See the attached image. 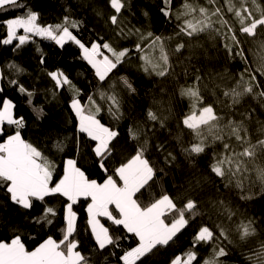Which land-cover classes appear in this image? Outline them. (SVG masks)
I'll return each instance as SVG.
<instances>
[{"label":"snow or ice","instance_id":"snow-or-ice-1","mask_svg":"<svg viewBox=\"0 0 264 264\" xmlns=\"http://www.w3.org/2000/svg\"><path fill=\"white\" fill-rule=\"evenodd\" d=\"M109 2L115 12L109 20L117 27L118 35L126 38L133 34L132 29L125 30L126 26H122L119 19L122 10L127 7L126 0ZM171 3L172 0H162L163 7L160 10L166 17L171 15ZM206 3L210 7L194 5L185 0L183 11L176 15L178 21L183 19L182 24L177 25L179 31L176 36L187 37V43L182 40L173 52L181 53L186 47L191 50V54L185 58L189 64L184 68L183 75L187 76L188 67L192 66L194 49L201 47L199 43L193 44L192 41L201 34H207L212 40L219 38L227 56L233 60L239 58L245 67L234 86L216 85L221 88L224 99L217 97L215 91H212L211 95L215 99L211 103L206 101L205 96L209 91L206 77L210 74H202L200 68H196L190 84L179 85V95L189 101V110L181 116L178 127L188 130L192 139L187 146L182 133L175 139L181 154L192 165H195L196 158L211 152L208 165L210 173L219 178L223 189L235 187L240 190L241 200H249L252 195L248 194L244 183L247 174L254 170L258 178L264 180V166L255 163L257 160H264V120L259 118L255 108L243 111L236 109L248 96L264 109V84L257 78V74L264 77V39L258 38L264 36V6L258 0H238V4L235 0H224V5L218 4V0H206ZM23 8L27 6L20 3V0H0V12ZM226 13L232 15L235 23L226 18ZM4 23L7 32L6 38L2 40L3 45H12L14 41H18L15 47L19 48L33 37L54 41L61 47L69 41L78 45L82 58L94 69L101 87L132 51L129 48L118 50L103 38L86 46L70 30L78 28L79 22L65 17L62 24L42 26L38 23V13L31 8ZM20 30L23 34L18 35ZM135 33L140 35L141 40L146 38L139 29ZM147 37L152 38L148 47L154 51L158 48L160 55L158 58L141 56L144 61L143 71L148 75L176 79L180 74L175 72L165 48V40L171 37H153L151 32ZM249 41H252L254 47L246 49L245 45ZM135 51H144L140 43L135 45ZM249 53L254 57L253 61L249 60ZM43 62L42 59L41 63ZM252 63L257 65L255 69L251 68ZM8 67L17 73L23 72L18 65L10 64ZM48 75L55 82L56 88L68 86L75 93L70 101V108L78 120V131L88 138L94 162L106 173V178L102 183L89 179L78 166L77 160L70 158L64 162L62 175L56 179L55 161L46 156L40 147L22 137L21 129L25 121L23 117L14 116L13 102L7 98L0 101V190L14 205L24 210L33 209L35 202L43 203L46 197L59 195L67 200L63 217L65 226L61 229L62 236L59 240L48 236L33 250L26 248L20 235H14L10 241L0 240V264H93L91 258L80 251V241L74 237L77 232V213L73 206L81 198L90 201L86 211L91 237L95 242L92 251L101 255L109 251L110 255L115 256L116 250L121 249V241L134 237L135 246L122 249L118 260L120 264H143L144 258L154 255L161 248L170 247L193 220L205 215L200 209L199 199L192 196H188L182 206H178L176 198L167 193L152 198L148 203L141 200L143 192L155 183L158 172H164V168L158 169L149 157L152 147L150 141L156 135L157 124L160 129L167 127L166 122L170 116L163 113H172L171 96L165 88H160L159 98L154 96L151 101L157 107L154 109L149 106L146 112V119L152 122V127L130 126L128 137L135 143L133 154L121 159L110 169L109 162L117 155L120 132L102 122L100 114L105 110L103 105L97 102L94 95L88 96L87 104L82 103L77 98L80 90L75 88L64 72L51 71ZM216 75L221 80L224 79L223 74ZM2 78L3 74L0 72V79ZM211 78L215 80V76ZM119 82L128 94L136 93V88L127 77L121 76ZM9 83L16 85L29 98L33 95L17 80ZM98 93L100 99L107 104L106 110L112 119L121 120L122 98L116 90V82L109 84L106 90L98 89ZM217 106H221V111L217 110ZM223 109H228V112L224 113ZM36 111L42 113V109ZM5 125L15 126V130L9 134ZM253 125L256 126L254 131ZM217 146H220V150H217ZM54 147L58 151L63 150L62 143H57ZM155 149L163 156L166 166H174L177 157L167 150L165 143L155 144ZM249 164H253L254 169H250ZM195 187H201L200 178H195ZM213 187L217 192L221 191L220 186L213 184ZM192 189L193 181L190 180L189 190ZM212 213L217 216L213 227L201 224L192 238L191 248L176 255L170 260V264H200L198 253L194 249L197 245L209 244L212 245V255L203 264H228L224 258L230 255V250L222 245V240L240 248L258 236L256 219L246 218L237 222L238 209H234L230 202L223 199L211 201L208 210L210 220ZM56 216L57 211L46 206L38 216L26 215L24 220L30 224L22 226L39 224L41 227H54ZM101 217L117 226V230L122 229L121 235H113L109 227L101 223ZM225 221L234 225L239 244L231 239L229 233L232 229L226 226ZM241 255L248 264H264V240H257L255 247H250L247 252L242 250ZM104 264H108L106 256Z\"/></svg>","mask_w":264,"mask_h":264},{"label":"trees","instance_id":"trees-1","mask_svg":"<svg viewBox=\"0 0 264 264\" xmlns=\"http://www.w3.org/2000/svg\"><path fill=\"white\" fill-rule=\"evenodd\" d=\"M126 2L127 7L122 10L119 19L122 26H126L125 30L132 29L133 34L125 38L118 35L117 27L112 25L109 20V17L115 14L110 7L109 0H20V3L38 13V23L42 26L62 24L65 17L79 22L78 28H70V30L86 46L103 38L118 50L132 49L125 62L113 70L109 80L102 87L95 77L94 69L82 58L79 46L71 41L61 47L54 41L33 37L19 48L15 47L18 41H14L12 45H3L2 40L6 38L7 32L4 21L22 15L27 8L0 12V72L3 74V78L0 79V89H3L0 91V101L7 98L13 102L15 117H23L25 121L24 127L21 129L22 137L40 147L46 156L55 161L57 165L56 179L62 175L64 162L71 158L77 160L78 166L89 179L102 183L106 178V173L94 162L88 138L78 131V120L70 108V101L75 93L68 86L56 88L55 82L48 72H64L75 88L80 90L77 98L82 103L87 104L88 96L94 95L97 102L105 109L100 114L102 122L119 130L117 155L109 162L110 169L116 166L121 159L133 154L135 143L128 137V128L130 126L152 127V122L146 119V112L149 106L154 109L157 107L151 104L152 98L154 96L159 98L160 88H165L171 96L172 113L169 114L167 111L163 113V115L170 116L165 129H160L159 125H156L157 132L150 141L152 147L149 153L154 165L158 169L164 168V172H158L155 183L150 189L143 192L141 200L148 203L152 198L167 193L176 198L178 206H182L186 198L192 196L199 199L200 209L205 212V215L193 220L170 247L161 248L154 255L144 258L143 264H170V260L176 255L191 248L192 238L199 226L208 224L209 227H213V222L217 220L215 213H212V219H209L208 210L211 207V201L218 199L230 202L234 209H238L237 222L246 218H254L257 221L258 236L253 238L248 245L237 248L228 244L226 240L221 241L222 245L230 250V255L224 258L227 259L228 264H248L244 256L241 255V251L247 252L250 247L256 246L257 240H264V180L258 178L256 172L251 170L244 183L252 198L241 200L239 189L235 187L228 190L223 189L219 178L210 173L208 165L211 152L196 158L195 165H192L181 154L180 146L175 139L178 134L182 133L185 146L192 139L188 130L178 127L181 116L189 110V101L182 99L179 95V85L190 84L196 73V68H200L202 74H210L206 77L209 91L205 93V96L206 101L211 103L215 99L211 95L212 91H215L217 97L224 99L221 88L216 85L234 86L245 65L239 58L233 60L227 56L219 38L212 40L208 38L207 34H201L192 41L193 44L199 43L201 47L194 49L192 66L188 67L187 76L183 75L184 68L189 64L185 58L191 54V50L186 47L181 53H174L173 49L182 40L187 43V37L176 36L179 31L177 25L183 22V19L178 21L176 15L183 11L182 5L185 0H172L171 15L168 17L164 16L160 10L163 7L162 0H126ZM188 2L194 5L208 6L206 0H188ZM235 2L238 4V0ZM258 2L264 6V0H258ZM218 4L224 5V0H218ZM226 18L235 23L230 13H226ZM136 29H139L146 38L141 40L140 35L135 33ZM149 32L153 34V37H171V39L165 40V48L169 53L170 62L175 67V72L180 74L176 79H165L155 74L148 75L143 71L144 61L141 56L148 55L158 58L160 55L158 48L154 51L148 47L152 41L151 37H147ZM19 34H23L22 30L18 32ZM258 38L264 39V36ZM137 43L141 44L143 52L135 51ZM253 47L252 41L245 45L246 49ZM42 59L43 63H41ZM249 60H254L251 53H249ZM10 64L18 65L23 69V72L17 73L8 67ZM256 67L255 63L251 64L252 69ZM216 74H223L224 79L221 80ZM121 76L127 77L133 84L136 88L135 94H128L120 86L119 78ZM212 76H215V80L211 78ZM245 78H247V74H245ZM257 78L264 84V77L257 74ZM11 80H17L33 95L29 98L26 94H22L16 85L9 83ZM112 82H116V90L122 98L123 118L119 121L112 119L108 114L107 104L100 99L98 93V89L106 90ZM29 99L31 103H29ZM165 99L167 100L168 96ZM248 108H255L256 114L261 120H264V109L251 96L245 97L242 104L237 106L236 111ZM36 109H42V113L37 112ZM217 110L221 111V106H217ZM223 112L227 113L228 109H223ZM4 127L9 134L15 130V126L5 125ZM252 127L254 131L256 126ZM255 138L254 135L253 139L255 140ZM0 142H2V138H0ZM57 143H62V151H58L54 147ZM157 143H165L167 150L176 155L174 166L169 167L164 164L163 156L155 149ZM217 150H220V146H217ZM255 163L264 166V160H257ZM248 167L254 169L253 164H249ZM195 178L201 179L200 188L195 187ZM190 180L193 181L192 190H189ZM213 184L220 186L221 191L217 192ZM89 202V200L81 198L73 206V210L77 213V232L74 233V237L80 241V251L89 256L93 264H104L105 256L108 258V264H120L118 257L122 254V249L135 246L136 240L134 237L122 240L121 249L116 250L115 256L110 255L109 251H105L102 255L94 253L92 249L95 247V242L91 237L90 227L87 223L86 208ZM66 203L65 197L56 195L46 197L43 203L35 202V207L31 210H24L14 205L0 190V240L10 241L14 235H20L29 250H33L48 236L59 240L62 236L61 229L65 226L63 217ZM46 206L53 207L57 211L54 227L49 225L41 227L39 224L22 226L30 224L24 220L26 215L38 216ZM170 219L171 217H169ZM100 220L106 227H109L113 235H121L122 229L117 230V226L104 217H101ZM224 223L232 229L229 233L231 239L235 244H239L234 225L228 221ZM194 250L198 253L200 264H203L212 255V245L210 244L197 245Z\"/></svg>","mask_w":264,"mask_h":264},{"label":"crops","instance_id":"crops-1","mask_svg":"<svg viewBox=\"0 0 264 264\" xmlns=\"http://www.w3.org/2000/svg\"><path fill=\"white\" fill-rule=\"evenodd\" d=\"M2 106V105H1ZM15 116V115H14Z\"/></svg>","mask_w":264,"mask_h":264}]
</instances>
